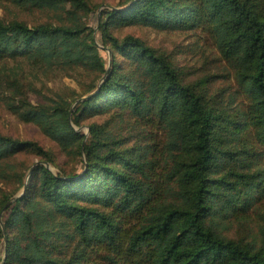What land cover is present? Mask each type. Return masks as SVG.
Masks as SVG:
<instances>
[{"label":"trees","instance_id":"trees-1","mask_svg":"<svg viewBox=\"0 0 264 264\" xmlns=\"http://www.w3.org/2000/svg\"><path fill=\"white\" fill-rule=\"evenodd\" d=\"M4 1L67 13L63 24L0 17V97L82 167L55 173L39 143L0 132V164L21 152L40 158L26 182L0 190V264H264V0L107 9L98 29L109 64L83 23L87 0ZM127 25L211 32L235 74L231 97H208L182 81L173 59L114 34ZM18 59L82 68L101 82L72 100L34 104L7 63ZM106 114L133 119L140 144L130 148L110 119L80 130ZM234 225L245 227L243 239L228 237Z\"/></svg>","mask_w":264,"mask_h":264},{"label":"rangeland","instance_id":"rangeland-1","mask_svg":"<svg viewBox=\"0 0 264 264\" xmlns=\"http://www.w3.org/2000/svg\"><path fill=\"white\" fill-rule=\"evenodd\" d=\"M92 13L84 18L83 23L94 31V38L100 47V53L109 64L110 53L102 48L99 41L98 23L107 9L121 8L129 0H87ZM130 4V3H128ZM69 9V6L66 8ZM0 17L6 20L21 19L33 25L38 22L63 24L67 22L65 9H25L15 3L0 0ZM114 34L119 37L134 35L143 39L160 54L167 55L176 63L182 81L196 86L201 92L208 91V97L223 101L231 97L235 89V74L224 61L215 38L209 31L196 29L181 31L175 29L158 30L144 25L117 26ZM16 75L21 78L28 90V97L34 104H53V99L61 97L68 100L85 95L101 82L99 74L82 68L63 70L57 67L35 65L25 59L8 60ZM4 63H1L2 65ZM75 105V104H73ZM110 119L113 132L126 140L128 146L140 144L141 135L138 124L133 119L120 118L110 114L95 116L82 123V130L89 133V124L103 123ZM0 132L21 140H31L39 143L49 151L55 164L47 163L48 168L57 173L81 171L82 162L79 156L65 153L59 144L44 134L33 124L26 123L12 113L5 101L0 97ZM40 160L31 152H21L0 164V190L12 192L18 186L22 177L27 181L34 164ZM21 193L18 192L16 196ZM228 237L243 239L246 236L245 227L234 225L227 232Z\"/></svg>","mask_w":264,"mask_h":264},{"label":"water","instance_id":"water-1","mask_svg":"<svg viewBox=\"0 0 264 264\" xmlns=\"http://www.w3.org/2000/svg\"><path fill=\"white\" fill-rule=\"evenodd\" d=\"M47 167H48V165H46ZM32 172V171H31ZM31 174V173H30ZM27 184V183H26ZM24 191V190H23ZM23 191L18 195V196H15L14 198H12V200L11 201H14L17 197H19L22 193H23ZM6 240H7V238H6Z\"/></svg>","mask_w":264,"mask_h":264}]
</instances>
